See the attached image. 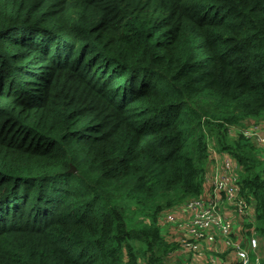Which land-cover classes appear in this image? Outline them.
<instances>
[{
	"label": "trees",
	"instance_id": "1",
	"mask_svg": "<svg viewBox=\"0 0 264 264\" xmlns=\"http://www.w3.org/2000/svg\"><path fill=\"white\" fill-rule=\"evenodd\" d=\"M260 122L264 0H0V264H170L212 144L264 238Z\"/></svg>",
	"mask_w": 264,
	"mask_h": 264
},
{
	"label": "built area",
	"instance_id": "2",
	"mask_svg": "<svg viewBox=\"0 0 264 264\" xmlns=\"http://www.w3.org/2000/svg\"><path fill=\"white\" fill-rule=\"evenodd\" d=\"M230 135L242 137L264 153V122L230 128ZM208 152L202 198L161 219L167 242L177 245L168 258L172 264H264V238L255 230L254 205L240 192L241 168L213 144Z\"/></svg>",
	"mask_w": 264,
	"mask_h": 264
},
{
	"label": "rangeland",
	"instance_id": "3",
	"mask_svg": "<svg viewBox=\"0 0 264 264\" xmlns=\"http://www.w3.org/2000/svg\"><path fill=\"white\" fill-rule=\"evenodd\" d=\"M261 153V155L263 156L264 155V153L263 152H260ZM211 165V163L209 164V166ZM164 230V232H165V230H166V228H164L163 229ZM188 258V256H185V259H187ZM172 258H168L167 260L170 262V264H172V260H171ZM189 262V261H188ZM140 264H145V262H143V261H140ZM191 264V263H190Z\"/></svg>",
	"mask_w": 264,
	"mask_h": 264
},
{
	"label": "crops",
	"instance_id": "4",
	"mask_svg": "<svg viewBox=\"0 0 264 264\" xmlns=\"http://www.w3.org/2000/svg\"><path fill=\"white\" fill-rule=\"evenodd\" d=\"M261 250H262V253H263V255H264V240H263V242H262V244H261Z\"/></svg>",
	"mask_w": 264,
	"mask_h": 264
},
{
	"label": "water",
	"instance_id": "5",
	"mask_svg": "<svg viewBox=\"0 0 264 264\" xmlns=\"http://www.w3.org/2000/svg\"><path fill=\"white\" fill-rule=\"evenodd\" d=\"M71 171H73V169H71Z\"/></svg>",
	"mask_w": 264,
	"mask_h": 264
}]
</instances>
